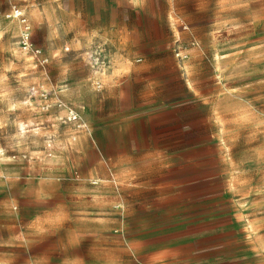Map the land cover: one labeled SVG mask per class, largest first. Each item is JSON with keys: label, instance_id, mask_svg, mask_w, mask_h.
Masks as SVG:
<instances>
[{"label": "rangeland", "instance_id": "rangeland-1", "mask_svg": "<svg viewBox=\"0 0 264 264\" xmlns=\"http://www.w3.org/2000/svg\"><path fill=\"white\" fill-rule=\"evenodd\" d=\"M153 1L159 7L165 2ZM189 1L173 0L171 21L161 16L141 27L126 13L123 23L129 30L125 43H120L77 36L69 14L76 0H0V119L8 122L0 127V161L14 163V169L26 166L30 179L41 178L47 190L58 181L78 180L84 158L97 165L99 159L123 156L117 148L88 150L92 153L87 155L77 148L86 140H121L120 134L105 132L97 122L116 107L103 95V80L118 58L167 64L159 76L164 77L160 87L166 97L164 107H169L153 116L152 131L143 134L136 150V157L149 156L159 167L136 182L142 190L139 196L124 193L129 205L127 241L138 230L139 219L143 229L155 216L164 220L167 210H175L167 209V201H178L187 192L199 193L201 197L191 199L206 204L221 200L237 203L243 210L247 205L264 207V0H224L233 4L225 10L226 25L216 35L213 24L219 0H202L205 9L187 20L180 13L187 12ZM34 8L45 9L50 19L37 26L25 11ZM15 9L22 15L15 17ZM54 10L61 11V20L53 21ZM183 24L194 29L189 45L203 50L202 57L193 59L197 71L193 85L206 101L191 98L175 65L181 64L184 54L178 55L179 46L187 41L174 27L181 31ZM26 25L33 44L29 49L24 43ZM149 70L142 75L157 74ZM87 120L96 121L93 129ZM217 191L221 196H211ZM177 201L174 208L180 205Z\"/></svg>", "mask_w": 264, "mask_h": 264}, {"label": "crops", "instance_id": "crops-1", "mask_svg": "<svg viewBox=\"0 0 264 264\" xmlns=\"http://www.w3.org/2000/svg\"><path fill=\"white\" fill-rule=\"evenodd\" d=\"M232 4L219 0L213 24L215 35L226 25L225 10L231 9ZM75 5L69 14L71 29L78 31L77 36L111 38L120 43H125L129 30L123 23L126 13L140 27L161 16L171 21L174 13L173 0H165L161 7L153 0H76ZM188 5L187 12L180 16L191 20L207 3L190 0ZM25 11L37 26L50 19L45 9ZM61 16V11L54 10L52 19L59 21ZM95 21L101 24L94 25ZM182 27L181 31L174 27L175 33L187 41L179 46L178 55H184L181 64L175 65L181 70L191 98L206 101L193 85L197 75L193 59L202 57L203 50L188 43L194 29L186 24ZM130 58H118L113 71L103 80V95L116 107L108 111V117L97 121L105 132L120 134L121 140H86L77 147L86 150L83 155L92 153L88 150L117 148L123 150V156L99 159L97 165L84 158L79 162L81 177L58 181L52 190H47L41 178L30 179L26 166L14 169V163L0 161V264L14 260L39 264H126L127 260L139 264H264V207L247 205L243 210L237 203L223 204L221 200L206 204L205 200L191 199L201 197L194 192L182 194L178 201L169 199L167 209L175 210H167L164 220L155 216L143 229L139 219L138 230L127 241L125 213L129 205L124 193L128 190L132 196H139L142 190L136 182L159 167L149 156L136 157V150L143 143V134L152 131L153 116L159 109L169 107H164L166 97L160 88L164 77L159 76V70L167 64ZM147 69H155L157 74L152 76L149 70V75L143 76ZM94 122L87 120L92 129ZM6 123L0 119V127ZM101 165L106 167L99 171ZM113 165L116 167H110ZM249 175L254 176L255 172ZM217 193L211 196H221V192ZM176 201L180 205L174 208Z\"/></svg>", "mask_w": 264, "mask_h": 264}, {"label": "built area", "instance_id": "built-area-1", "mask_svg": "<svg viewBox=\"0 0 264 264\" xmlns=\"http://www.w3.org/2000/svg\"><path fill=\"white\" fill-rule=\"evenodd\" d=\"M22 15V12L19 10V9H15L14 11V16L15 17H19ZM23 22H25V20H23ZM25 32H24V43H25V48H32L33 44L30 42V39H29V33L28 31L30 30L29 26L26 25V28H25ZM38 52V51H37Z\"/></svg>", "mask_w": 264, "mask_h": 264}, {"label": "bare ground", "instance_id": "bare-ground-1", "mask_svg": "<svg viewBox=\"0 0 264 264\" xmlns=\"http://www.w3.org/2000/svg\"><path fill=\"white\" fill-rule=\"evenodd\" d=\"M218 55H219V54H218ZM218 55H217V57H216V56H215V57L217 58V61H218V62H217V70H220V67H219V58H220V57H219Z\"/></svg>", "mask_w": 264, "mask_h": 264}]
</instances>
